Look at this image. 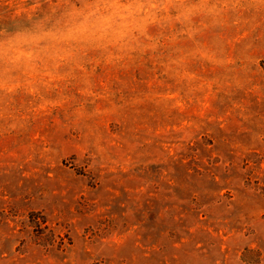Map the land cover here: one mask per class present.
<instances>
[{
    "label": "rangeland",
    "instance_id": "obj_1",
    "mask_svg": "<svg viewBox=\"0 0 264 264\" xmlns=\"http://www.w3.org/2000/svg\"><path fill=\"white\" fill-rule=\"evenodd\" d=\"M0 264H264V0H0Z\"/></svg>",
    "mask_w": 264,
    "mask_h": 264
}]
</instances>
